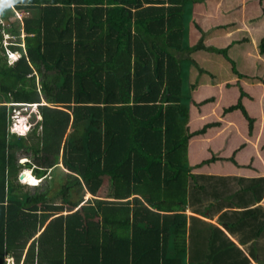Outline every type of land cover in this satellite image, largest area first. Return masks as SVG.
Returning <instances> with one entry per match:
<instances>
[{
    "label": "trees",
    "instance_id": "1",
    "mask_svg": "<svg viewBox=\"0 0 264 264\" xmlns=\"http://www.w3.org/2000/svg\"><path fill=\"white\" fill-rule=\"evenodd\" d=\"M11 1L29 16L19 31L7 19L0 23V264L7 257L13 264H250L228 239L216 247V256L208 255L204 247L219 244L211 232L220 230L192 212L187 215L186 208L204 206L207 200L208 181L200 182L194 169L207 165L214 171L217 161L222 170L225 162L240 166L236 153L252 137L255 116L242 101L248 96L242 83L251 82L264 92V80L254 82L255 73L236 67L232 53L250 41L258 50L256 58L264 60V0H224L225 13H210V0ZM188 1L195 12L200 5L207 14H196L191 29L197 37L186 48ZM221 18L228 23L216 24ZM261 23L258 40L253 31ZM4 32L9 34L6 44ZM199 54L220 57L228 69L219 59L212 74ZM184 57L192 71L190 88L202 76H218L220 87L198 100L190 90L182 96L179 59ZM225 70L230 71L228 81L221 80ZM224 88L234 92L227 105L219 103ZM33 103L36 108L22 132L13 131L12 106ZM37 103L39 120L34 118ZM207 105L218 115L202 112ZM235 115L245 123L246 133L238 134L229 118ZM215 127L221 134L198 144L207 155L190 164L189 140ZM226 129L223 146L215 145ZM260 139L261 147L263 129ZM227 144L232 150L223 153ZM20 150L30 151L33 162L24 157L18 163ZM196 151L194 157L200 156ZM22 167L45 178L46 186L39 187V180L29 183L36 185L34 190L23 191L18 181ZM55 167L64 178L51 193L47 180ZM103 176L106 191L100 198ZM247 181L252 194L245 204L262 201L264 175ZM85 192L92 196L80 204ZM238 214L244 215L239 220L264 219V206ZM220 216L223 220L227 213ZM193 221L203 223V230L194 233ZM235 221L222 222L231 227ZM224 246L230 250L225 252Z\"/></svg>",
    "mask_w": 264,
    "mask_h": 264
},
{
    "label": "crops",
    "instance_id": "2",
    "mask_svg": "<svg viewBox=\"0 0 264 264\" xmlns=\"http://www.w3.org/2000/svg\"><path fill=\"white\" fill-rule=\"evenodd\" d=\"M3 2H4V0L0 1V23H2V21L4 19H7L8 21H10L11 27L17 26L18 23H19V25L22 26V21L25 17H23V18L15 17V13L17 11H21L23 9H17L15 7V4L13 1L8 2L6 0L5 3H3ZM192 9H193V15L196 16L195 15L196 7L193 6ZM15 18H16V21L14 22ZM198 20H200V19H198ZM13 22L14 23L17 22V23L14 24ZM200 23L202 26H203V24L205 26H208V23L206 22L205 19H201ZM19 25H18V27H20ZM191 26H192L191 24H190V26L188 25V29H187V43H188V45H191L195 41L194 40L195 33L191 29ZM17 30L19 31V29H17ZM214 34H216L215 31H213V35ZM208 37H209V34L207 33V35L204 37V42H208V40H207ZM4 40H5V38H2L3 44H4V42H3ZM192 40H194V41H192ZM242 48H244V47H242ZM1 55L3 56V51L1 52ZM198 56L201 57V59H203L205 61V63L208 66V70L210 72L214 71V73H217L218 69L216 66V61L219 60L220 57L217 58L213 54H199ZM220 60H222L224 62L223 59H220ZM227 67H228L227 63L224 62V68H227ZM212 74H213V72H212ZM191 77H192V71H191V67H190V69L188 70V79L186 81L187 87H189V84H191V82H192ZM252 79L254 80V82L255 81L258 82V81H260V79L264 80L262 78V76L255 75V74L252 75ZM220 84H221V82L218 79V76L216 78H212V80H210V77L206 78V77L202 76V78L194 86V88L189 87L190 94H191L193 99L198 100V99H201L203 97L211 95L212 90L216 89V87H220ZM242 84L243 85L246 84L245 85V91L248 94L247 97L244 96L242 98V101L246 105V107H248V103L250 102L249 99H255V96L249 90V86H250L249 83H242ZM40 103L45 104L46 102L44 100H42ZM40 103H37L36 113H37L38 117H36V115L34 114L35 120L41 119V114H40L39 109H38V104H40ZM14 106H16V105L14 104ZM14 106H12V107H14ZM262 107H264V104L262 105ZM192 108L193 107L191 106V109ZM13 110H14V108L11 109L12 117H13ZM249 112L252 114V116H255L254 129H253L252 137H250V139H248L246 146L236 153V160L238 161V164L240 166H236V165L230 164L228 162H225L227 164L224 167V170H222L221 169V162L217 161V162L213 163V166H215L214 171H211L210 166H207V165H203L199 168L194 169V171H196V172H200V173L207 175V178H208L207 181L209 182V184L207 185V193L205 194V197H206L205 199H208V202L210 204L213 203L211 205L213 206L214 213H213L212 218H210V221H212V222H215L217 215L221 211V210H219L221 207H225V206H229V205H235L237 203L242 204L245 202V198L248 195L252 194V191H251V193L249 192V194H248V187H247V183H246L248 181L246 179L243 180V184L241 185L244 193L242 194L241 192L240 193L236 192V190L238 188H240V185L237 182L238 178L235 176H243L246 178H253V177L260 176V175H264V144L260 147V145L262 144V140L261 139L258 140V137L260 135V130L263 129V132H264V108L262 109V108H260L259 105H257L255 111L251 110ZM221 132H222V130L215 127V128L209 129L204 135L195 136L189 140V143H188V159H189L190 164H194L195 162L199 161V159H201L203 157L202 154L207 155V152L205 150L203 152L200 151L201 147L198 144L202 143L204 141H207L211 134H214L215 136H217L219 133L221 134ZM196 148H198V152L200 153V156H198V157H194V154H197ZM249 148H251L253 150H252V152L246 154V151ZM231 150H232L231 146H229L227 144L225 147H223L222 151H223V153H230ZM26 159H27V157H26ZM27 161H28V159H27ZM23 168L28 169L31 172V170L29 168H27V167H23ZM24 169H21L19 171V173ZM19 173H18V181L20 183H25V180L21 179V177L19 176ZM212 174L233 175V176L230 178H227V180L226 179L221 180V179H218V178L212 176ZM33 176L35 177V175H33ZM36 178H38V177H36ZM38 179L41 181L37 185L42 184V182L45 178L41 177ZM233 182H235L236 184L234 185ZM249 185H250V188L252 189L253 183H251V184L249 183ZM30 186H36V185H30ZM101 187H103V183H102ZM87 194L92 196L90 193L85 192L83 197H85V195H87ZM85 201L86 200L84 199L83 201H81L80 204L84 203ZM259 202L260 201H256V203H259ZM260 203L264 204V198L262 199V202H260ZM204 206L209 207L207 204H205ZM204 206L196 207L194 210L197 211V209L198 210L203 209ZM206 213H208L207 210H206ZM199 217L201 219L209 220L203 216H199ZM235 219H236V221H235L234 225L231 226L230 232L225 228V226H220L221 224L220 225L216 224V225H218V227H221V229L218 228L217 226L216 227L220 231L222 230V232L225 231L226 235L230 241H231V239L234 240L235 242H237L236 244L240 245L239 247L244 249V253L243 252L242 253L248 258V260L250 261V264H264V255L259 253L260 248H258L259 245H262V243L264 244V220L259 219V218H254V217L253 218H244L242 220H239L235 217H226V221L229 223L234 221ZM187 222H189V221H187ZM204 226L205 225L203 223H201L200 221H193V226L190 228L194 233H198L201 230H203ZM39 233H40V231L37 232V234H39ZM37 234H36V236H37ZM211 235H212V239L220 242L218 244V247H221L222 246L221 242H223L222 240L224 239L223 235L218 234L217 231H212ZM203 236H208V235L205 234ZM204 248H206L208 250V255L209 254H210V256H212V255L216 256L217 255V249H216L215 245L213 247H204ZM224 248H225V252L230 250L229 247L224 246ZM252 254L255 256H251ZM7 259H11V257L10 258L7 257ZM12 262H13V259H12ZM6 264H8V260H7Z\"/></svg>",
    "mask_w": 264,
    "mask_h": 264
},
{
    "label": "rangeland",
    "instance_id": "3",
    "mask_svg": "<svg viewBox=\"0 0 264 264\" xmlns=\"http://www.w3.org/2000/svg\"><path fill=\"white\" fill-rule=\"evenodd\" d=\"M192 1V0H191ZM191 1H188L186 4H185V7H184V15H185V21H186V23L185 24H187L186 25V28H185V30H186V35H185V39H184V46L186 47V48H189L191 45H188L187 44V29H188V25L190 26V24H192V22H193V20L195 19V17L196 16H194L193 15V9H192V7H193V5L191 4ZM231 2H237V3H239V0H230ZM197 5V4H196ZM198 7L199 8H197V10H198V12H195V15L196 14H199V13H201V14H203V15H201V17H204V18H206V14H207V12H206V10H205V8H203V9H201L200 8V5H198ZM208 8H210V13H213V12H217V11H221V12H223V13H225L226 12V8L227 7H225V3H224V0H210L209 1V5H208ZM209 15V14H208ZM261 14L259 13V16H260ZM255 16H257V15H255ZM261 19V17L260 18H258L256 21H259ZM16 21V18L14 19V22ZM225 21H226V23H228L227 21L228 20H226L225 18H221V19H217V21H215V23L216 24H219V25H222V24H225ZM255 21V20H254ZM13 22V23H14ZM248 22H249V26H250V29H251V26H252V19L251 20H248ZM17 23V22H16ZM16 23H14V24H16ZM259 23H260V21H259ZM258 23V24H259ZM19 25V24H18ZM18 25L17 26H14V28H16V29H18L19 27H18ZM210 26H212V24L210 25ZM205 27H207V26H205ZM193 30H194V28H192ZM209 29V28H208ZM262 30H263V24L261 23L259 26H257V27H255V29H254V31H253V35L256 37V38H258V40H259V38L261 37V36H259L260 34H261V32H262ZM196 34H197V32H195ZM252 35V34H251ZM252 35V37H254ZM9 36V34L8 33H6V32H4V34H3V38H6V37H8ZM196 36V35H195ZM10 37H14V36H10ZM21 37H23V34H21ZM197 37V36H196ZM223 38H224V36H223ZM253 40V39H252ZM4 42V44H6V41L4 40L3 41ZM243 44H244V48H239V49H234V51H233V53H232V58H233V60L235 61V65H236V67H238L242 72H244V73H249V75H251V74H258V75H260V76H262V78L264 79V60H258L257 58H256V53H258V50H257V48L255 47H253L252 46V44H251V42L250 41H247V42H243ZM223 45V44H222ZM222 45H218V46H222ZM174 55H176L177 57H178V54L176 53V51H171ZM185 52V51H184ZM180 60V62H181V70H182V72H181V75H182V81H183V90H182V96H187V94L189 93V87H187V83H186V81H187V79H188V67H189V64H188V59L186 58V57H184V58H180L179 59ZM227 63V65H228V62H226ZM224 69H228V67L227 68H224ZM226 72L224 73V77L222 76L221 77V80H226V81H228L229 80V78H228V74H230V71L229 70H225ZM224 92L223 93H220V98H219V103H225L226 105L227 104H229L230 103V100H232L233 98H234V92L233 91H229L228 89H225L224 88ZM230 90H232V89H230ZM249 90H250V92H252L253 93V95L255 96V99L254 100H252V101H250V103H248V107H247V109L248 110H253V108H255L256 109V107H257V105L259 104V102L261 103V106H262V101H264L263 99H264V92L262 91V88L261 87H259V86H257V85H253V84H251V82H250V87H249ZM217 92H220L219 90H215V93L216 94H218ZM260 106V107H261ZM16 107V108H15ZM205 107H208V109L207 108H205ZM204 108H202L201 110H202V112H203V110L204 109H206L207 110V112H208V115L210 114V115H218L217 114V112H213V111H215V110H217V109H214V107L212 106V105H207V106H205ZM14 109H17L16 111H13V117L12 118H14V121H15V124L12 126V130H14V131H17V132H22L21 131V129H22V127L19 129V130H17L18 129V127H19V125L21 124V122H24L25 121V119L27 120V122H28V119H29V116H30V114H31V112H33L35 109L32 107V106H29L28 104H23V105H16V106H14L13 107ZM191 111L193 112V113H196V110L195 109H191ZM191 112V113H192ZM198 112V111H197ZM213 113V114H212ZM198 114V113H197ZM209 115V116H210ZM208 116V117H209ZM231 116V115H230ZM230 119H232L234 122H235V127H236V130H237V132H238V134H242L244 131H245V133H246V130H245V128H246V125H245V123H243L242 122V120H241V118H240V116H238V115H235V116H233V117H229ZM30 127H31V125H30ZM38 130H39V128H38ZM229 129H226L225 131H224V134L221 136V137H219V138H217V139H215V142L216 143H214L215 145H217V146H220V145H222L223 146V138L227 135V134H229ZM231 137H232V139L234 138L233 137V135H231ZM237 138L238 137H236V140H237ZM38 138H36V140H37ZM30 151H18L17 152V162L18 163H21V162H25L24 160H25V158L24 157H27V159L29 160V159H31V161L33 162V160H32V158H31V152L29 153ZM24 156V157H23ZM24 159V160H23ZM23 168V167H22ZM22 168H20V169H22ZM60 171V169L58 168V167H55L53 170H52V173H51V177L50 178H52V180L51 179H48L47 180V182H49V188H50V190H51V193H55V190H56V187H57V184H54V183H57V181H59V180H61V178L63 177L62 176V174L59 172ZM30 172V171H29ZM32 174V173H31ZM195 175H197V176H199L198 177V179H200V182L201 181H207V175H205V174H200V173H195ZM19 176H20V173H19ZM31 175L27 172V173H25L22 177H21V179H24L25 180V183H22L23 184V187L21 188L23 191H26V190H34L33 189V187L32 186H30L29 185V183H31L30 182V180L32 179L31 177H30ZM33 176V175H32ZM212 176H214V177H216V178H218V179H226L227 180V178H230V177H232V176H229V175H212ZM34 177V176H33ZM235 177H237L238 179H237V182H238V184L240 185V188H238L237 190H236V192H241L242 194L244 193L243 192V188L241 187V185L243 184V180L244 179H246V180H248V179H251V178H246V177H243V176H235ZM64 178V177H63ZM102 180H103V187H101L99 190H98V192H97V195L100 197V198H103V195L105 194V191H106V177H102ZM36 182H39V180H37ZM28 183V184H27ZM208 184H209V182H207ZM247 183V182H246ZM43 184H45V186H46V182H44V180H43V182H42V184L39 186V187H42V185ZM54 184V189H53V187H52V185ZM207 184V185H208ZM233 184L235 185L236 183L235 182H233ZM52 187V188H51ZM205 188H207V186L205 187ZM50 193V192H49ZM53 195V194H52ZM97 196V197H98ZM91 196L90 195H85V197H83V200L85 199V198H90ZM256 201H260V202H262L261 201V199H258V200H255L254 202H252V203H249V204H245V202L244 203H242V204H235V205H229V206H225V207H221L219 210H221L220 212H219V214L217 215V217H216V220H215V222H212V221H210V218H212V216H213V213H214V209H213V206L211 205V204H213V203H209L208 202V199L206 200V204L209 206V207H207L206 209H199V211L197 210V211H195L194 210V208H192V207H190V206H188L187 208H186V213H187V215H190L188 212H192L193 213V216H195V217H197V218H199V219H201L199 216H203V217H205V218H207V219H209V220H205V219H202V220H204V221H207V222H209V223H212V225L213 226H217L218 227V225H216V224H221L220 226H225V228L230 232V228L231 227H227L226 226V224L225 223H223L222 221H224V222H227L226 221V217H235V218H237V219H239V218H241L242 216H244V215H242V214H238V212H242L243 210H246V209H250V208H252V207H254V206H258V205H263L264 206V204L263 203H256ZM223 208V209H222ZM201 210H203V212H200ZM206 210H207V212L208 213H206ZM223 213H227V216L226 217H224V219L222 220V219H220V215H222ZM244 219V218H243ZM259 219H262V220H264L263 218H261V216L259 217ZM240 220H242V219H240ZM221 222V223H220ZM231 223V222H230ZM227 224H229V222H227ZM218 228H220L221 229V227H218ZM220 235L222 234L223 235V242H221L222 243V245L226 242V240L228 239L229 240V238L227 237V235H226V232L224 231V232H222V230L220 231V233H219ZM231 241L234 243V245L237 247V248H239L240 250H241V252H243L244 253V249H242L241 247H239L240 245H238V244H236L237 242H235L234 240H232L231 239ZM218 243V242H217ZM220 243V242H219ZM240 244V243H239ZM242 244V243H241ZM216 247H218V245L216 246ZM258 248H260L259 249V253H261V254H263L264 255V244L262 243V245H259L258 246ZM249 254V253H248ZM223 255H227L226 253H224ZM250 255V254H249ZM252 256V255H251ZM10 258V257H9ZM7 259V258H6ZM248 259V258H247ZM8 260V264H12L13 262H12V258L11 259H7Z\"/></svg>",
    "mask_w": 264,
    "mask_h": 264
},
{
    "label": "bare ground",
    "instance_id": "4",
    "mask_svg": "<svg viewBox=\"0 0 264 264\" xmlns=\"http://www.w3.org/2000/svg\"><path fill=\"white\" fill-rule=\"evenodd\" d=\"M8 2H11V0H7ZM6 2V0L3 2V3H5ZM29 15V12L28 11H17L16 13H15V16L16 17H18V18H23V17H27ZM4 34V33H3ZM19 105H23V104H19ZM29 106H32L34 109L36 108V104L35 103H33V104H28ZM17 109H14L13 111H16ZM27 122V120L25 119V121L24 122H21V124L19 125V127H18V129L17 130H19L21 127H23V125L25 124ZM15 124V121H14V118H13V120H12V125H11V129H12V126ZM14 131V130H13ZM29 173L31 176V180H30V182L32 183H35L37 180H39V179H36L35 177H33L32 176V174L29 172V171H26L25 173ZM24 173V174H25ZM23 174V175H24Z\"/></svg>",
    "mask_w": 264,
    "mask_h": 264
},
{
    "label": "water",
    "instance_id": "5",
    "mask_svg": "<svg viewBox=\"0 0 264 264\" xmlns=\"http://www.w3.org/2000/svg\"><path fill=\"white\" fill-rule=\"evenodd\" d=\"M20 177H21V174H20Z\"/></svg>",
    "mask_w": 264,
    "mask_h": 264
}]
</instances>
